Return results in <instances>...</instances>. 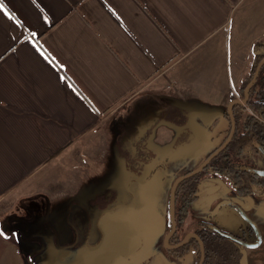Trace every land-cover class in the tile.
I'll return each mask as SVG.
<instances>
[{
	"label": "crops",
	"instance_id": "crops-1",
	"mask_svg": "<svg viewBox=\"0 0 264 264\" xmlns=\"http://www.w3.org/2000/svg\"><path fill=\"white\" fill-rule=\"evenodd\" d=\"M0 4V264H16L15 256H22L20 239L32 231L34 210L44 208L40 216L50 223L55 209L77 207L75 199L92 183H87L89 161L109 154L140 96L175 97L174 103L153 109L169 115L145 139H159L160 145L186 139L199 124L211 135L223 132L232 88L240 90L254 44L264 37V0ZM179 95L184 101H177ZM186 103L194 115L182 118L183 132L176 115L181 107L187 111ZM210 109L215 114L208 118ZM114 144L117 149L119 143ZM134 201L140 202L138 195ZM100 219L80 235L82 242L77 232L69 246L80 250L103 240ZM21 220L29 223L27 230L19 227ZM150 254L160 256V264L198 259L195 251L182 258L163 249Z\"/></svg>",
	"mask_w": 264,
	"mask_h": 264
},
{
	"label": "rangeland",
	"instance_id": "rangeland-1",
	"mask_svg": "<svg viewBox=\"0 0 264 264\" xmlns=\"http://www.w3.org/2000/svg\"><path fill=\"white\" fill-rule=\"evenodd\" d=\"M252 34L250 31L245 41H248ZM167 95L147 94L135 101L129 115L125 116L128 123L119 133V139H112L109 154L89 161L88 167L91 168L92 175L89 176L87 183H92L75 199L78 201L77 207H72L69 212L62 207L58 212L55 209L54 214L47 218L52 220L50 223L40 216L45 214L44 208L33 211V215L38 214V217H34L35 224L30 225L31 233L28 235L25 232L20 239L22 256H15L16 264H160V256L151 255L150 252L158 249L166 251L163 235L169 228L168 198L171 183L175 174H183L185 170L195 168L199 164L211 141L209 133L211 129L202 124L188 128L190 131L187 133L188 139H182L180 143L173 145L172 149L163 148L159 144V139L151 137L145 139L165 114L157 111L155 115L153 109L174 103L175 97ZM180 99L184 101L185 98L179 95L177 101ZM186 104L187 113L192 114L194 109ZM143 105L144 108L141 107ZM180 109L181 111H178L182 115L184 108ZM212 110L208 111V118L215 114ZM168 115L167 113L166 116ZM136 116H139V121L134 118ZM182 118L184 119L183 116ZM228 127L226 123L223 132L215 133L217 142L226 136ZM141 130L143 134L135 141L134 137ZM115 141L119 143L117 148L119 155L114 148ZM145 144L146 150L149 153L152 150L156 157L143 159L141 164L145 169L142 173H135L138 175L136 178L142 181L139 182L130 179L128 175L133 171L130 167L134 166L137 154H144L141 148ZM132 145H136L138 150H133ZM164 154L169 157L165 166H157V160ZM112 188L117 191L118 199L108 208L107 206L100 208V204L106 205L102 195L109 193ZM199 188L198 197L191 204L188 217L180 227L181 234L196 228L203 219L216 222L220 228L231 234H239V226L244 219L237 210L225 204L234 203L243 209L245 215L257 227L261 237L258 246H240L238 264H264V195L253 193L242 196L227 177L211 172L203 175ZM128 190L138 194L141 204L139 207L127 205L131 200ZM99 215L101 219L97 218ZM96 218L101 221L103 240L95 243L97 237L96 240L91 238L89 241L96 245L91 248L86 245L80 250H73L69 244L73 243L77 232L82 242L83 235L82 237L80 235L87 234L91 228H95ZM24 221L21 220L19 227L27 230L29 223ZM70 253H76L78 256ZM8 255L9 253L4 256L6 260L9 259ZM74 259L79 262L74 263ZM175 261L176 264H187L186 259Z\"/></svg>",
	"mask_w": 264,
	"mask_h": 264
},
{
	"label": "flooded vegetation",
	"instance_id": "flooded-vegetation-1",
	"mask_svg": "<svg viewBox=\"0 0 264 264\" xmlns=\"http://www.w3.org/2000/svg\"><path fill=\"white\" fill-rule=\"evenodd\" d=\"M263 58H264V56L262 57V59ZM263 67H264V64L262 65L261 68H263ZM258 75H259V73H258ZM258 82H259L258 83L259 84L258 85L259 91H258L257 95L255 97L254 96L252 97L250 95L247 102H243V100L245 98V89H244V95H242V93H240V90L238 89L237 92H238L239 97L234 98V97H232V93H231V98H230V101L233 99H238L240 101L239 103H235L233 106V117L238 112L239 108L241 110V114L243 115V117H246L248 114L251 115V120L249 122H247V120L244 119V120H241V122L239 124L236 122L235 117H234V121L236 123V129L239 126L241 128L242 132H248L249 131L250 134L244 135L241 138V141L238 142L237 146L236 145L231 146V141L234 138V136H233V138L228 143V145L225 148H223L214 158H212L199 173L193 174L191 176H187L189 173H191L192 171L197 169L208 157H210L212 155V153H214L229 137L230 132H231V127H232V120H231V117L229 116V112L227 109V111L224 113L226 123L229 126L228 130L225 133L226 136H224L223 139H221L219 142H217V136L211 135V141H209L208 150L204 152L205 155L202 158V160L199 162V164L195 168H189V169L185 170V172L183 174H180V173L175 174L176 176L174 177L173 182L171 183L170 190H169V198H168L169 228L166 231V233L163 235V241L165 240V236L167 235V233H169L172 229L171 192H172V188H173V184H174L175 180L180 176H186V177L181 179L177 183L176 189H175L174 216H175L176 229L169 238V243L171 245H175V244L181 242L184 239L186 234H188L190 232H195V229H193L190 231L186 230V231H184L183 234H181L180 227L183 225L184 221L188 217L189 208H190L191 204L193 203V201L198 196L193 201H191L189 203L188 213H187L185 220H183L182 222H178L177 216H176V210L178 209L180 203L181 202L183 203V200H184V198L178 194V189L180 191H182V190L191 191L194 187H196L197 192H199L200 182H201L203 175H206L209 172H211L214 174L223 175V176L227 177L231 181V183L233 184L235 190L242 196L253 194V193L264 195V175L261 174L264 171V78L258 79ZM250 92H251V90H250ZM163 112L166 114L168 111L164 110ZM186 113H187V111H183L182 116L186 117L188 115V113L187 114ZM154 114L156 115L157 112L154 111ZM176 116L181 117L180 114L176 115ZM255 121L257 124L252 126L253 122H255ZM181 126L182 127L184 126L183 132H185L186 131L185 127L187 126L185 124V122L182 121ZM257 131H262V132L258 134ZM142 134H143V130H141L140 132L137 133V135L134 137L135 138L134 140L138 141L139 136ZM234 135H235V133H234ZM182 139H185V138H182ZM182 139H166L165 141L163 140L161 142V145L163 146V148L169 147V149H172L174 147L173 145L177 144L178 142L180 143ZM186 139H188V138H186ZM146 140H148V139H146ZM146 142L149 145L148 141H146ZM135 146L132 145L133 150L136 151L138 149ZM146 149H147V145L145 144V146L143 148H141V150H143L144 154H142V155L137 154L136 160L134 162V166L130 167L133 169L132 173H130L128 176L130 179H134L136 181L142 182L140 179L136 178V177H138V175L137 174L135 175V173H142L143 170L145 169V167H142L141 162H143V159L156 157V156L152 155L151 152L149 153ZM221 152H223V154H224V158L226 159V166H227V172L226 173L224 172L223 174H219L218 172H216L214 170L213 166L211 165V162ZM161 154H163V152ZM168 158L169 157H166L165 154L162 157H160L159 166L164 167ZM232 158H234V159H232ZM244 158H248V159H244ZM189 187H191V189H189ZM115 192H110V193H107L104 195L105 201H107L110 198H113V197L114 198H113V200L109 201L108 204L106 202V205H104L103 207L107 206L106 208H108V206L110 204L114 203L118 199V193L116 190H115ZM128 194H130L131 200H130V204H127V205H129L131 207H137V206L139 207V205H141L140 202L134 201L138 194L132 190H128ZM135 204H137V205H135ZM119 205H120V203H119ZM228 205H230L235 210H237L244 219V222L240 223L239 234H233V235H235V236H237L243 240H246V241H251V242L256 241L257 237L255 234V231L252 228V226L249 225V223L246 219L247 216L245 215V212L243 211V209L240 208L236 204H235L236 207H234L231 204H228ZM99 216H101V215H99ZM97 218H99V217H97ZM203 220L210 221L207 219H203ZM210 222H213V221H210ZM213 223H216V222H213ZM209 225L211 226L213 224H209ZM220 229H221L222 233H229L222 228H220ZM173 236L174 237L178 236V238L180 239L179 242L172 243L170 240ZM191 238H195V237H192V236L189 237L188 242ZM165 248L171 254L170 249L176 248V247H166L165 246ZM191 251L196 252L195 249H192ZM196 254H197V252H196ZM173 257H175V256H173ZM175 258H178V257H175ZM198 262L196 264H198Z\"/></svg>",
	"mask_w": 264,
	"mask_h": 264
},
{
	"label": "trees",
	"instance_id": "trees-1",
	"mask_svg": "<svg viewBox=\"0 0 264 264\" xmlns=\"http://www.w3.org/2000/svg\"><path fill=\"white\" fill-rule=\"evenodd\" d=\"M264 56V38H261L254 44L253 48V61L250 64L249 72L246 79L240 86V93L244 95V89L247 83L253 78L256 68ZM264 78V67L261 68L258 78L253 84L251 88L250 95L255 97L259 91V82L258 79ZM238 110V109H237ZM235 120L239 124L241 120L246 119L247 122L251 120V115L248 114L246 117H243L241 114V110L239 108L238 112L235 114ZM237 124V125H238ZM256 121L253 122V125H256ZM258 134L262 131H257ZM250 132H242L241 128L238 126L234 138L231 141V146L238 145V142L241 141V138L244 135H249ZM234 159V158H232ZM233 163V162H232ZM214 170L219 174H223L227 172L226 159L224 158L223 152H221L212 162ZM182 184V183H181ZM185 184V183H184ZM183 184V185H184ZM191 189V187H189ZM183 191V192H182ZM178 189V194L184 198L183 203L181 202L178 209L176 210L177 221L182 222L185 220L188 213V206L191 201H193L197 196L198 192L196 187H194L191 191ZM180 192V193H179ZM213 224V225H209ZM213 226V227H212ZM195 232L199 236L201 243L196 238H191L188 243L185 245H181L176 248H171L170 252L173 256L182 258L186 256L192 249H195L197 252V262L200 259L202 246L205 253V259L203 264H238V258L240 255V244L235 240L225 236L220 227L213 222L202 220L199 222L198 226L195 228ZM178 236H173L171 238L172 243L179 242Z\"/></svg>",
	"mask_w": 264,
	"mask_h": 264
},
{
	"label": "water",
	"instance_id": "water-1",
	"mask_svg": "<svg viewBox=\"0 0 264 264\" xmlns=\"http://www.w3.org/2000/svg\"><path fill=\"white\" fill-rule=\"evenodd\" d=\"M264 64V58L260 61V63L258 64L257 68H256V72L253 76V78L249 81V83L246 85V88H245V98L243 100V102H247L248 99H249V96H250V90H251V87L253 86L255 80L257 79L258 77V73L262 67V65ZM240 101L238 99H233L230 101L229 103V106H228V112H229V116L231 117V120H232V127H231V132H230V135L229 137L226 139V141L214 152L212 153V155L210 157H208L197 169H195L194 171H192L191 173H189L187 176H191L193 174H196V173H199L206 165L207 163L212 159L214 158L223 148H225L228 143L231 141V139L233 138L234 136V133L236 131V123L234 121V117H233V106L235 103H239ZM264 175V171L261 173ZM186 176H180L178 177L174 184H173V188H172V192H171V217H172V229L169 233H167V235L165 236V240H164V243H165V246L166 247H178V246H181V245H185L187 242H188V239L189 237H195L196 239H198L201 243V240L199 238V236L195 233V232H190L188 234L185 235L184 239L175 244V245H171L169 243V238L170 236L173 234V232L175 231L176 229V224H175V216H174V201H175V189H176V185L177 183L185 178ZM225 204H231L233 205L234 207H236V205L234 203H231V202H225ZM249 225L252 226V228L254 229L255 231V234H256V241H246V240H243L231 233H223L225 236L235 240L237 243H239L240 245L242 246H249V247H255V246H258L261 242V237H260V234L258 232V229L257 227L254 225V223L248 218L246 217ZM204 259H205V253H204V249H203V246H202V252H201V256H200V259H199V262L198 264H203L204 263Z\"/></svg>",
	"mask_w": 264,
	"mask_h": 264
},
{
	"label": "built area",
	"instance_id": "built-area-1",
	"mask_svg": "<svg viewBox=\"0 0 264 264\" xmlns=\"http://www.w3.org/2000/svg\"><path fill=\"white\" fill-rule=\"evenodd\" d=\"M232 97H234V98L239 97L238 93L236 92V90L234 88H232Z\"/></svg>",
	"mask_w": 264,
	"mask_h": 264
},
{
	"label": "snow or ice",
	"instance_id": "snow-or-ice-1",
	"mask_svg": "<svg viewBox=\"0 0 264 264\" xmlns=\"http://www.w3.org/2000/svg\"><path fill=\"white\" fill-rule=\"evenodd\" d=\"M4 6H3V4H0V8H3ZM5 11H7L6 9H5ZM45 19H47V17H45Z\"/></svg>",
	"mask_w": 264,
	"mask_h": 264
}]
</instances>
